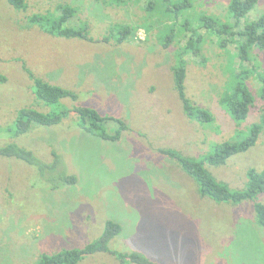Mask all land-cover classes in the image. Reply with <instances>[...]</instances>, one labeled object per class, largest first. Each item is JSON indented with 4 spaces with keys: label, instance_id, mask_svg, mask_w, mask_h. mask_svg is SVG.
Returning <instances> with one entry per match:
<instances>
[{
    "label": "rangeland",
    "instance_id": "rangeland-1",
    "mask_svg": "<svg viewBox=\"0 0 264 264\" xmlns=\"http://www.w3.org/2000/svg\"><path fill=\"white\" fill-rule=\"evenodd\" d=\"M152 1L148 9L149 0H26V8L16 10L0 0V146L15 142L46 162L57 153L58 170L77 177L73 185L51 189L46 173L0 156V264H33L42 253L83 247L100 236L108 219L122 226L108 243L122 253L140 251L161 264H264V230L255 221L253 201L217 203L201 196L192 178L158 151L171 148L197 158L213 143L239 140L260 123L264 98L256 73L264 75V50L253 46L242 62L252 69L246 83L254 103L237 123L220 101L240 70L236 47L221 46L197 21L206 14L234 25L231 0H190L178 19L164 12L161 0ZM65 4L74 8L68 26H86L87 39L55 36L29 20L58 16ZM263 13L264 0H257L235 29ZM184 18L202 35L200 53L184 54L186 93L213 114L209 123L188 118L173 87L172 67L190 30L162 45L164 25L174 23L178 31ZM116 26L131 27L133 34L117 42ZM27 70L75 91V101L64 100L69 107L93 106L122 118L128 128L119 139L104 140L77 128L72 114L63 124L33 125L13 137L21 107L47 110L35 99ZM263 166L264 126L248 150L207 169L240 189L246 171ZM256 201L264 203V192ZM78 264L134 263L96 252Z\"/></svg>",
    "mask_w": 264,
    "mask_h": 264
},
{
    "label": "trees",
    "instance_id": "trees-1",
    "mask_svg": "<svg viewBox=\"0 0 264 264\" xmlns=\"http://www.w3.org/2000/svg\"><path fill=\"white\" fill-rule=\"evenodd\" d=\"M6 2L16 10H24L27 6L26 0H6ZM257 0H231L229 3V13L235 20L234 25L218 22L216 18L206 14L197 16L200 27L206 28L219 38L221 46L227 43H234L237 56L240 59V70L235 73L232 83L220 101L227 109L230 116L237 123L245 120L250 107L254 103V96L246 83L249 72L243 63L249 60V50L254 46L264 50V13L254 20L244 21L242 26L235 29L246 14L255 6ZM164 5V12L178 19L183 11L190 6V0H161ZM153 8V1L149 0L148 9ZM74 14V8L70 5H61L58 16L43 17L31 16L30 22L38 25L42 30L49 34L65 38L87 39L86 26L74 28L68 26L70 17ZM178 31L175 24L164 25L165 32L161 37L162 45L167 47L179 34L180 31L190 30V35L184 45L177 51V63L172 67L173 87L181 102L184 114L194 121L201 124L209 123L214 120L213 114L192 102L186 93V62L184 54L200 53L199 44L202 35L197 28H191L189 18H184L179 25ZM115 37L117 42H122L132 35L131 27H115ZM29 76L33 80L32 93L37 101L47 107V110H40L33 106L21 107L14 120L13 137L26 133L33 125L56 126L63 124L64 120L74 114V125L81 131L96 136L104 140H117L121 137L124 130L128 128L127 123L118 116L103 114L97 108L87 104H74L68 106L65 99L75 101L78 94L67 87L52 84L29 70ZM262 86L260 89L261 97L264 98V75L256 73ZM260 123H255L249 128V132L243 138L236 141H226L213 143L211 150L202 154L200 157H190L183 155L171 148H159V152L174 160L178 167L186 173L197 186L201 196L210 198L217 203L239 204L246 200L253 201V212L255 221L264 230V203L256 201V197L264 192V166L261 169L254 167L246 171L247 181L243 188L232 189L228 184L218 181L207 169V165H223L230 156L245 152L253 146L264 126V113L260 117ZM115 123L110 127L108 123ZM53 160L46 162L38 158L31 150L18 145L15 142L0 146V156L14 157L36 167L41 175L45 173L53 184L48 185L51 189H58L64 186L73 185L77 181L76 175L58 170L60 157L57 153H52ZM122 226L118 222L108 219L104 222L103 231L99 237L90 241L83 247L64 249L56 253H42L38 260L33 264H78L87 254L96 252H108L115 255L119 260L129 261L134 264H161L150 259L140 251L122 253L109 248V241L119 235Z\"/></svg>",
    "mask_w": 264,
    "mask_h": 264
}]
</instances>
